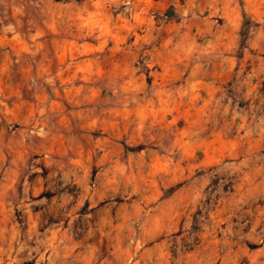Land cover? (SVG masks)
Listing matches in <instances>:
<instances>
[{
    "label": "rangeland",
    "instance_id": "374dc122",
    "mask_svg": "<svg viewBox=\"0 0 264 264\" xmlns=\"http://www.w3.org/2000/svg\"><path fill=\"white\" fill-rule=\"evenodd\" d=\"M0 264H264V0H0Z\"/></svg>",
    "mask_w": 264,
    "mask_h": 264
},
{
    "label": "trees",
    "instance_id": "16d2710c",
    "mask_svg": "<svg viewBox=\"0 0 264 264\" xmlns=\"http://www.w3.org/2000/svg\"><path fill=\"white\" fill-rule=\"evenodd\" d=\"M243 15H245L244 12H243Z\"/></svg>",
    "mask_w": 264,
    "mask_h": 264
}]
</instances>
